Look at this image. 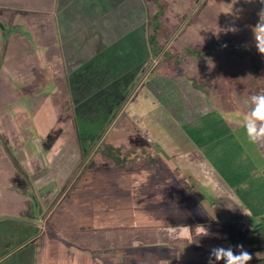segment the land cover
I'll use <instances>...</instances> for the list:
<instances>
[{"label":"rangeland","instance_id":"374dc122","mask_svg":"<svg viewBox=\"0 0 264 264\" xmlns=\"http://www.w3.org/2000/svg\"><path fill=\"white\" fill-rule=\"evenodd\" d=\"M3 1L0 0L1 8ZM17 1H12L13 7L9 9L14 13L11 23L6 29L0 26V87L7 89L8 96L12 94L13 101L31 96L26 105L15 112L23 123L22 126L20 119V124L14 120L16 128L24 134L34 132L39 117L40 122L54 132L72 122L79 131L81 147L95 140V149L112 140L127 144L126 135L121 134L126 132L128 138L137 140L151 153L160 154L166 163L164 167L145 168L140 174L110 169L101 178L99 174L96 187L90 186L87 191L83 183L93 181L97 172L91 171L94 170L91 167L84 168L68 196L76 197L74 199L80 203L72 210V215H81L77 210L87 209L91 204L90 219L81 222L78 217L75 222H65L64 229L183 225L193 231L197 225L210 220L211 228L222 225L229 239L255 233L256 226L264 221V145L247 141L243 121L245 110H249L246 101L264 91V54L258 52L253 33L264 10V0H203L198 5L194 0H166L167 10L160 33L163 51L148 41L149 31L143 23L142 0H139L137 36L122 41L121 55H116V60L112 56L78 60L66 70L64 85H56L45 68L46 63L49 65L46 59L40 60L35 70L26 66L15 74L1 71L2 50H9L8 41H16L15 52L22 46L27 47L26 50L30 46L35 53L42 51L34 38L38 31L28 21L33 17V10L42 11L34 6L37 3L41 6V2L17 6ZM217 41L221 47L247 45L261 56L263 75L256 87L251 76L246 81L240 79V74L220 78L195 66L188 56L177 61L187 46L205 48ZM65 43L60 40L58 45ZM123 65L132 70L126 72ZM71 75L73 80L69 79ZM8 83L9 88L5 86ZM59 86H64V92H68L63 97V109L58 110L55 120L46 115L41 117L48 108L41 102L40 95L50 87L56 91L63 89ZM73 89L78 92L73 93ZM2 96L0 92V107L8 100H2ZM116 129L121 133L114 134ZM109 132L111 134L107 135ZM41 137L45 136L41 134ZM119 175L117 182H110V178ZM100 192L114 194L115 200L120 196L119 200L131 202L134 208H124L114 214L110 209H104L106 213L102 211L101 205L92 207L101 202L95 198ZM206 205L217 213L216 218L208 215ZM58 213H55L56 219L60 217ZM44 219L47 222L48 219ZM196 242L202 248L203 245L209 247L212 241L194 239V244H182L179 246L182 251H177L174 257H197L187 264H209L197 253H184L188 247L198 244ZM250 254L252 258L264 255V250ZM249 264H264V257Z\"/></svg>","mask_w":264,"mask_h":264},{"label":"crops","instance_id":"0c3cea01","mask_svg":"<svg viewBox=\"0 0 264 264\" xmlns=\"http://www.w3.org/2000/svg\"><path fill=\"white\" fill-rule=\"evenodd\" d=\"M5 1L2 3V8L0 7V26L3 29H6L5 26L12 21L14 13L9 12V9L13 7L12 1L17 0ZM146 1L142 0L141 4L142 19L149 31ZM17 2V6L41 2V6L39 3L34 6L42 11L33 10L34 13H31L33 17L28 21L33 24L34 30L38 31L34 38L42 46V51L35 53L30 46L27 50L24 49L27 47L22 46L15 52L13 48L16 41H8L9 50H2L1 65V71L8 75L15 74L16 70L26 66L35 70L34 66H38L40 60L46 59L49 65L46 63L45 68H48L56 85H61L66 70L71 69L78 60H87L93 56H97L96 60L106 56H112L116 60V55H121L122 52V41L127 37L133 39L137 36L140 18L138 17L139 0H18ZM132 22L135 23L132 25ZM126 24L131 25L126 26ZM60 40L66 43L58 45ZM123 69L126 72L132 70L129 67ZM102 70L108 71L107 68ZM73 78L72 75L69 76L70 80ZM9 85L10 83L5 86L9 88ZM63 87L59 86V88ZM64 91L65 88L56 91L55 88L50 87L40 95L41 102H44L43 105L48 108L44 107L47 110L44 111V115L41 114V117L46 115L50 120L51 117L56 119L58 110L63 109L61 108L63 97L68 94ZM0 92L3 95L2 100L8 99L5 100L6 102L3 101L0 107V135L5 141L2 142L0 139V264H187L197 257L175 258L173 254L182 251L179 248L182 244H194V239L212 242L209 247L201 245L202 248H199L202 242H196L198 244L188 247L184 253H197L207 262H210L214 248H232L237 253L240 251V249L234 250L228 242L230 239L223 231L224 227L220 225L212 229L210 220L194 226L193 231L183 225L169 228L98 226L84 230L64 229L62 226L65 222H75L78 217L82 219L81 222L90 219L91 204L87 205V209L77 210L81 215H72V210L80 203L74 199L76 197L68 196L84 168L91 167L94 169L91 171L97 172V177L93 181L87 180L83 183L84 191H87L90 186L96 187L99 174L101 178L104 173L110 172V169L119 173L122 171L125 174H132L135 171L140 174V171L148 167H131L127 170L111 168L99 154L94 156L95 148L84 158L83 152L88 146L81 147L79 144L77 127L75 128L71 122L59 128L57 132L51 131L47 125L40 122L39 111L36 112V119L39 117L36 129L34 125V132L24 134L15 126L20 124V120L23 126L21 117L15 112L25 106L31 96L28 99L13 101L12 94L8 96L9 92L5 87L1 86ZM74 92L78 91L74 90ZM9 101L10 104H6ZM120 131L116 129L114 134L121 133ZM41 134L45 137L42 138ZM109 134L111 132L107 135ZM121 134L126 135L127 144L124 143L126 146L141 144L137 143V140L128 138L126 132ZM109 142L115 145L123 144L113 140ZM120 178L121 175L114 179L110 178V182H117ZM117 187L120 186H115ZM131 190L135 191L134 188ZM110 194V192L98 193L95 198L100 199L101 202L92 204V207L101 205L102 211L110 209L114 214H119L118 210L124 208H134L131 202L119 200L120 196L115 200V195ZM89 199L92 202L91 198ZM11 205L15 208H11ZM11 209L14 213L10 212ZM204 209L211 218H216L217 213L212 207L206 205ZM56 212L60 215L58 219L55 218ZM44 218L48 219L47 222ZM257 231H264V221L256 226L255 232ZM204 232L207 234L202 235ZM243 250L248 253L263 251V249L259 251L251 249L250 246H243ZM262 257L264 255L254 256L251 261H259Z\"/></svg>","mask_w":264,"mask_h":264},{"label":"trees","instance_id":"16d2710c","mask_svg":"<svg viewBox=\"0 0 264 264\" xmlns=\"http://www.w3.org/2000/svg\"><path fill=\"white\" fill-rule=\"evenodd\" d=\"M203 0H194L196 5ZM166 0H147L148 17V41L159 51L162 50L160 33L163 28V21L167 10ZM220 42H212L205 48H193L187 46L181 52V56H188L194 60L195 66H199L203 71H209L212 76L225 78L227 75H238L242 81L249 80L252 77L253 85H257L263 75V62L261 56L255 50L247 45L240 48L221 47ZM221 49L222 52L220 51ZM163 51V50H162ZM248 62V64L246 63ZM251 76V77H250ZM249 100L246 102L248 103ZM249 109V103H248ZM249 111V110H245ZM100 137V135H98ZM98 137V138H99ZM0 139L5 142L3 138ZM95 140H93L83 152L84 158L94 149ZM100 155L106 160L109 167L120 170H127L131 167H152L159 168L166 165L160 154L151 153L144 145H132L130 147L121 144L115 145L109 141L94 151V156ZM230 243L234 250L237 245L250 246L251 249L264 250V231H257L253 234L232 237Z\"/></svg>","mask_w":264,"mask_h":264},{"label":"clouds","instance_id":"9594fccd","mask_svg":"<svg viewBox=\"0 0 264 264\" xmlns=\"http://www.w3.org/2000/svg\"><path fill=\"white\" fill-rule=\"evenodd\" d=\"M254 41L260 54H264V10L260 13V21L253 29ZM249 111L243 121L244 134L251 144L264 145V91L249 98ZM204 232L202 235H206ZM240 251L232 248H214L209 264H249L252 256L243 250V245H237Z\"/></svg>","mask_w":264,"mask_h":264}]
</instances>
